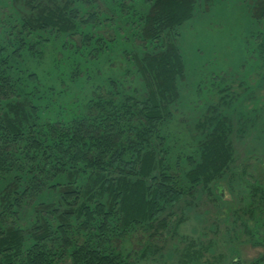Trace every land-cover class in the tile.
<instances>
[{
	"label": "trees",
	"instance_id": "trees-1",
	"mask_svg": "<svg viewBox=\"0 0 264 264\" xmlns=\"http://www.w3.org/2000/svg\"><path fill=\"white\" fill-rule=\"evenodd\" d=\"M13 1L22 3L26 12L11 33L14 42L0 40V264H55L59 255L70 258L71 264H133L121 240L138 231L164 229L167 206L185 195L201 188L212 193L211 184L234 163L233 138L264 134V105L250 114L244 112L250 108L240 109L236 122L229 114L218 115L220 105H210L214 114L202 126L212 128L198 142V160H185L188 170L180 182L166 160L161 128L179 96L177 81L185 74L179 31L194 16L197 0H116L119 10L109 13L101 9L106 0H80L82 6L77 0ZM99 13L113 25L136 24L125 40L140 37L152 51L123 50L137 77L132 86L124 89L122 81L114 79L104 93L96 85L86 103L72 109L65 103L75 97H61L62 109H52L57 87L52 86V92L37 85L36 75L17 62L21 51L32 38H37L32 49L40 52L44 35L72 38L85 29L83 49L93 56L108 55L116 50L114 36L106 40L104 32L102 36L91 31L90 23L98 28L102 24ZM258 14L264 16V5ZM258 38L262 41L257 49L264 57V32ZM66 69L62 66V74L68 76ZM62 74H54L59 85L65 81ZM252 159L263 163L259 157ZM49 179L53 195L39 198L26 216L24 198ZM261 186H250L252 204L246 215L252 219L264 210ZM23 219L29 222L26 228Z\"/></svg>",
	"mask_w": 264,
	"mask_h": 264
},
{
	"label": "rangeland",
	"instance_id": "rangeland-1",
	"mask_svg": "<svg viewBox=\"0 0 264 264\" xmlns=\"http://www.w3.org/2000/svg\"><path fill=\"white\" fill-rule=\"evenodd\" d=\"M76 2H79L77 6L84 4L80 0ZM104 4L101 9L119 10L116 0H106ZM263 5L264 0H197L194 16L181 26L177 45L185 62V74L177 81L179 96L169 106L170 116L161 128L166 139V160L171 174L180 182H184L188 170L185 160L189 157L198 160V142L212 128L202 126L204 119L214 114L208 110L210 105H220L218 115L229 114L233 119L242 115L240 109L250 108L249 112L244 111L250 114L258 105H264V57L257 49L262 41L258 34L264 32V16L256 15ZM24 12L22 3L0 0V40L3 43L14 42L11 33L19 27L20 15ZM101 21L100 28L96 22L90 23L91 31L97 35L104 32L106 40L114 36L116 50L109 51L108 55L93 56L83 49L82 31L86 32L85 29L72 38L53 33L44 35L40 52L32 49L37 43L34 41L37 38H32L21 51L17 62L36 75L37 85L48 87L52 92V86L57 87V93L53 92L50 100L52 109H62L61 97H75L65 103L72 109L81 102L86 103L84 100L90 98L96 85L98 90L108 91L107 82L114 79L121 80L124 89L134 84L137 77L123 50L129 48L130 54L152 49L144 47L140 37L125 40L136 24L124 21L118 26V22L113 25L107 23V19ZM125 24L129 26L124 27ZM117 27L121 31H117ZM63 44L66 47L60 51ZM73 58L78 63L73 64ZM62 66L70 70L68 76L62 74ZM56 73L65 78L61 85ZM127 77L130 79H125ZM260 119L254 122V128ZM262 133H245L233 138L234 163L230 172L211 184L212 193L201 188L185 195L178 203L167 206L169 221L164 229L138 231L121 240L120 247L131 252L133 264H264V210L257 218L246 215L252 204L250 186L260 183L264 188ZM249 155L252 157L247 162L245 158ZM255 156L263 163H256L252 159ZM243 170L246 175L242 174ZM51 181L42 182L39 191L24 198L22 206L26 216L32 213V206L40 202L39 198L53 195ZM26 221L21 222L25 228L29 224ZM55 264H71V260L59 255Z\"/></svg>",
	"mask_w": 264,
	"mask_h": 264
}]
</instances>
